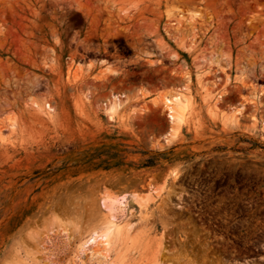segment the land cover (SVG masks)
Returning <instances> with one entry per match:
<instances>
[{
  "label": "rangeland",
  "instance_id": "obj_1",
  "mask_svg": "<svg viewBox=\"0 0 264 264\" xmlns=\"http://www.w3.org/2000/svg\"><path fill=\"white\" fill-rule=\"evenodd\" d=\"M263 121L264 0H0V264H96L104 192L126 264H264Z\"/></svg>",
  "mask_w": 264,
  "mask_h": 264
},
{
  "label": "bare ground",
  "instance_id": "obj_2",
  "mask_svg": "<svg viewBox=\"0 0 264 264\" xmlns=\"http://www.w3.org/2000/svg\"><path fill=\"white\" fill-rule=\"evenodd\" d=\"M198 80L199 78L197 81ZM208 101L207 99L206 103H208ZM162 104L166 109L167 119L171 125H181L185 121V116L191 105L190 99L179 92L169 97L165 96ZM37 107L40 109L39 106ZM43 107L49 108L47 104H44ZM120 110L121 103L114 97L109 104L107 118L113 120ZM234 113L233 120H236L237 114L240 113V109ZM167 134L169 135V133ZM0 140H2L1 131ZM131 205L134 208L131 207ZM99 208L101 210V223L97 229L92 230L83 237L78 245L77 254L74 258L79 259V256L83 254L89 262H94L96 264H126L122 255L119 254L120 244L124 239L128 240L129 233L134 228V225H136L129 221L133 216L132 212H135V216L148 212L147 202L136 196H129L127 194L115 196L108 192H104L99 198ZM63 232L66 231L64 230ZM104 237H107V239ZM79 261V264H85V261L80 259ZM72 264H74V262Z\"/></svg>",
  "mask_w": 264,
  "mask_h": 264
},
{
  "label": "snow or ice",
  "instance_id": "obj_3",
  "mask_svg": "<svg viewBox=\"0 0 264 264\" xmlns=\"http://www.w3.org/2000/svg\"><path fill=\"white\" fill-rule=\"evenodd\" d=\"M105 239H107V237H104Z\"/></svg>",
  "mask_w": 264,
  "mask_h": 264
}]
</instances>
